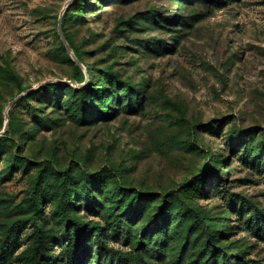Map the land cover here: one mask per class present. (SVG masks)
<instances>
[{
  "label": "rangeland",
  "instance_id": "1",
  "mask_svg": "<svg viewBox=\"0 0 264 264\" xmlns=\"http://www.w3.org/2000/svg\"><path fill=\"white\" fill-rule=\"evenodd\" d=\"M68 1L0 0V264H264V0Z\"/></svg>",
  "mask_w": 264,
  "mask_h": 264
},
{
  "label": "water",
  "instance_id": "2",
  "mask_svg": "<svg viewBox=\"0 0 264 264\" xmlns=\"http://www.w3.org/2000/svg\"><path fill=\"white\" fill-rule=\"evenodd\" d=\"M74 1H75V0H69V1L66 3L64 9H63V10L61 11V13H60V16H59V32H60L61 39H62V41H63V43H64L66 49H67V50L73 55L74 60L76 61V63H78L79 60H78V58L74 55V52H73V50L71 49L70 44H69V42H68L66 36L64 35V32H63V25H62V23H63V16H64V13H65V11L67 10V8H68V7H69ZM54 81H60V82H64V83H65V82H66V83H71V81H65V80H60V79H57V80H47V81H44L43 83L39 84L36 88H31V89H29L27 92H30V91H33V90H35V89L41 88V87L45 86L46 84H49V83L54 82ZM74 83H75V82H74ZM82 85H83V84H81V86H82ZM22 95H23V94L17 96L15 99H13V100L11 101L10 105H9L8 108H7L6 116L8 115V111H9V109L11 108V106L14 105V104L17 102V100H18Z\"/></svg>",
  "mask_w": 264,
  "mask_h": 264
},
{
  "label": "trees",
  "instance_id": "3",
  "mask_svg": "<svg viewBox=\"0 0 264 264\" xmlns=\"http://www.w3.org/2000/svg\"><path fill=\"white\" fill-rule=\"evenodd\" d=\"M74 2H75V1H74ZM74 2H73V3H74ZM73 3H72V4H73ZM72 4H71V5H72ZM71 5H70V6H71ZM70 6H69V7H70ZM69 7L67 8V10H66L65 13H64V16H63V22H64V20L67 18L68 14H69ZM80 75L83 76V74H82L81 71H80ZM51 84H53V83L51 82V83H49V84H46L45 86H47V85H51ZM57 85H59V84H57ZM45 86H43V87H45ZM41 243H42V240H41L40 238L37 239V241H36V245H35V250H36V251H38V250L40 249V247H41Z\"/></svg>",
  "mask_w": 264,
  "mask_h": 264
}]
</instances>
